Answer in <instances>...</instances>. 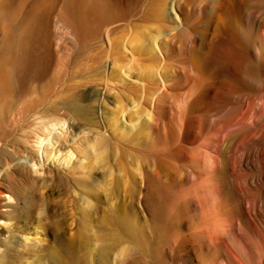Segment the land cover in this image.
Returning <instances> with one entry per match:
<instances>
[{"label": "rangeland", "instance_id": "1", "mask_svg": "<svg viewBox=\"0 0 264 264\" xmlns=\"http://www.w3.org/2000/svg\"><path fill=\"white\" fill-rule=\"evenodd\" d=\"M67 1L75 0H55L53 13ZM110 1L115 13L103 11L96 27L81 26L57 47H33L31 68L15 64L21 59L13 33L0 30V71L18 73L0 95V264H264V239L249 201L241 195L252 231L231 215L226 185L213 183L203 193L175 174L183 163L193 171L182 162L186 151L197 158L198 148L220 160L226 141L161 145L144 116L142 101L156 90L142 84L152 82L146 77L153 73L160 85L148 55L172 17L144 16L155 0ZM188 2V25L196 28L191 37L205 57L194 95L197 114L213 108L212 119L224 124L240 113L239 96L255 100L256 113L250 109L246 118L252 128L247 155L238 164L239 148L231 153L232 172L245 174L235 186L249 178L253 190L257 162L264 178V0L223 2L215 17L209 0ZM75 19L81 23L80 15ZM127 21L130 28L123 26ZM106 29L119 45L117 62L106 54ZM129 39L128 49L145 44L151 53L138 51L130 61L120 45ZM260 210L264 214V206ZM125 215L128 231L121 226Z\"/></svg>", "mask_w": 264, "mask_h": 264}, {"label": "bare ground", "instance_id": "2", "mask_svg": "<svg viewBox=\"0 0 264 264\" xmlns=\"http://www.w3.org/2000/svg\"><path fill=\"white\" fill-rule=\"evenodd\" d=\"M232 1L233 0H209L210 15L216 16V11L219 9L221 3L224 2L229 4ZM246 1L247 0H239L240 4H244ZM56 4L55 0H45L43 2H38L36 0H0V30L3 33H13V36L11 37L14 41L16 54L21 60L23 57L25 58L23 61L25 65L20 63L21 60H18L19 63H15L20 68H22V66L23 69H25L26 66L31 68L32 63L35 61L34 57H32V48H35L40 42L47 47L49 46V48H52V46L57 47L60 42L78 35L81 26L84 28H88L89 26L94 27L99 19L102 18L101 14L106 11H108V13L110 11L109 14L115 13L114 5L110 6L109 4H106L105 0L67 1L63 3L62 9H58L59 12L55 14L53 11ZM188 4V0H155V2H151L150 4L147 3L143 11L145 13L144 16L153 15L158 20H169L170 16L172 17L171 20L174 21L170 28H164V32L158 33V35L153 38V54H150L151 48L145 47V44H140L139 46L136 44L132 49H128V45L132 43V39H129L126 43L121 42L120 45L123 47L122 50L124 52L127 51L130 61L135 60L134 54L138 51L150 54L148 55V60L154 61L152 67L155 68V74L157 75L160 85L155 84L156 82L153 81V73L146 77L152 82L142 84L143 90H156V94L151 101H147V99L142 101L147 107L144 116L151 117L152 119L151 128L154 130L152 136L153 139H156L161 145L169 146L180 144L182 141L196 143L202 139L201 144L199 145L200 147H205L207 144L209 146L210 144L213 145V139L216 140V144H220V141H226V151L220 160L215 156L208 155V153L201 152L198 148L194 149L197 158H193L191 153L186 151L183 155L184 159L182 162H186L188 164L187 166L193 168V171L188 170L183 163L182 167L176 168L177 170L175 171V174L179 177H183L184 184L190 183V189H192L194 185L195 187L197 185L198 187L195 188V190H203V193H206V191L209 192V188L213 186V183L214 185L221 184V187L226 185V193L230 195V198L232 199L231 203L234 208L231 215H238L239 218L243 220L246 228L252 231L254 230V225H252V222L246 217L245 210L243 211V202L240 200L242 195L243 198L249 201V212L255 215L257 225L261 229L260 235H262L264 239V214L260 210V207L264 206V178L260 162L256 161L257 165L255 171L258 178L253 190L247 184L249 178L243 179L241 181L242 185L238 189L234 183L237 179L245 176V174L241 172L234 174L231 169V153L234 147H236L235 149L239 148L237 151L241 153V157H239L240 159L247 155L244 147L252 128L246 122V118L250 109L256 113L255 100L246 102L244 100V95L239 96L236 103L238 104L237 107H240V113L230 117V119L224 124H219V122L212 119L213 108H207L202 114H197V111L195 110L197 108H195L197 102H195L194 95L199 87L200 67L202 59H204L203 61L205 62V57L203 58L204 55L201 52L202 50L199 49L200 46L198 47L195 39L191 37V32L196 28L192 24L190 27L188 25V23L192 22V18L189 17L190 14L187 15L185 12V8ZM27 5H29V8L25 9L24 6L27 7ZM129 6L132 5L129 3ZM52 13L54 15H52ZM79 15L81 16V23H78V25L76 22L77 19L75 18ZM8 19H11V21ZM123 26L130 28V26H132V21H127ZM104 36L107 41L106 54L110 58L113 57V62L119 61V45L112 37V31L106 29ZM223 39L224 38H222V40ZM120 52L121 51H119V53ZM15 59L17 60V58ZM15 64H13L12 67H14ZM18 66H16V68ZM19 71L21 70L19 69ZM16 72H18V70ZM125 72H123V74ZM239 73H241V71ZM17 74L15 75V72L8 67L7 69L0 71V95L5 93L4 90L7 91L5 87L10 81L17 79ZM127 79L131 80L129 77ZM166 81L169 83L167 84L168 86L166 85ZM245 102L247 109L243 111V105ZM122 116L123 119H125V116ZM221 131L223 132L221 133ZM219 133H221V138H218ZM260 133L261 129L259 128L254 131V136H258ZM257 153L255 157L259 159ZM239 163H242V159L241 161H238V164ZM2 194L3 191L0 186V196ZM233 208L231 209L233 210ZM129 222L130 216L127 215L121 220V226H123V228L127 226V231L129 230L128 228H130L129 226L132 227ZM258 240L260 241L259 237Z\"/></svg>", "mask_w": 264, "mask_h": 264}]
</instances>
